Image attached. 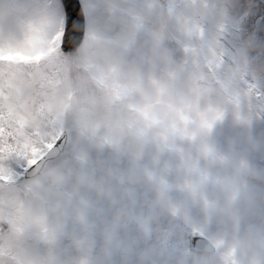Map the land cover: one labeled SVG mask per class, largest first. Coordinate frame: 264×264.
<instances>
[{"label": "rangeland", "instance_id": "rangeland-1", "mask_svg": "<svg viewBox=\"0 0 264 264\" xmlns=\"http://www.w3.org/2000/svg\"><path fill=\"white\" fill-rule=\"evenodd\" d=\"M84 1L90 36L61 55V0H0V264H18L4 247L23 264H264V190L243 177L264 179V86L249 108L236 85L230 111L242 74L264 84V5L240 18L228 0L156 45L143 8ZM131 17L144 31L125 28ZM67 128L64 154L25 181ZM194 229L217 254L180 253Z\"/></svg>", "mask_w": 264, "mask_h": 264}, {"label": "water", "instance_id": "water-1", "mask_svg": "<svg viewBox=\"0 0 264 264\" xmlns=\"http://www.w3.org/2000/svg\"><path fill=\"white\" fill-rule=\"evenodd\" d=\"M67 10V35L66 45L76 46L83 37L84 17L78 0H63ZM67 140V135L64 134L56 146L36 165H34L28 172V177L35 176L44 166V164L51 159L58 157L63 151ZM254 181L259 182L255 178ZM127 216L123 215L121 220L126 221ZM190 246L192 251L198 252H214V245L201 234H193L190 237Z\"/></svg>", "mask_w": 264, "mask_h": 264}, {"label": "flooded vegetation", "instance_id": "flooded-vegetation-1", "mask_svg": "<svg viewBox=\"0 0 264 264\" xmlns=\"http://www.w3.org/2000/svg\"><path fill=\"white\" fill-rule=\"evenodd\" d=\"M201 1V3H199ZM216 0H192L190 2L189 0H165V3L161 4L160 0H149V3L156 4L157 6H161L162 10L165 14L167 13H175V12H182V14L185 16L187 12H193L198 13L199 9L202 8V3H212ZM223 3H228V0H220ZM175 2H178L177 4ZM238 3L242 4L243 12L250 10V0H237ZM206 11L209 12L211 9L210 6H205ZM202 10V9H201Z\"/></svg>", "mask_w": 264, "mask_h": 264}]
</instances>
